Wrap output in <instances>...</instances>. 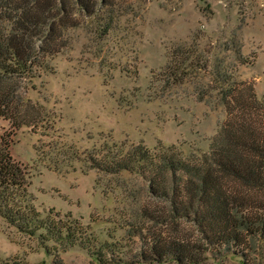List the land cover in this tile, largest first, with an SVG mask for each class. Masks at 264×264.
<instances>
[{
  "label": "rangeland",
  "instance_id": "374dc122",
  "mask_svg": "<svg viewBox=\"0 0 264 264\" xmlns=\"http://www.w3.org/2000/svg\"><path fill=\"white\" fill-rule=\"evenodd\" d=\"M114 2L106 33V10L77 15L67 47L40 59L24 97L43 106L45 121L12 130L10 145L28 172L37 210L86 226L98 242L112 241V231L122 236L124 228L116 225L145 222L148 210L166 213L169 207L146 194L136 174H106L92 167V157L138 143L150 150L172 146L184 157L208 152L226 118L218 92L210 89L217 70L251 82L264 100V0ZM192 50L209 60L208 69L172 85L163 71L170 55ZM10 130L0 120V133ZM184 226L193 240V226ZM60 257L64 264H96L78 245ZM239 262L228 256L206 264ZM0 264H52V257L0 216Z\"/></svg>",
  "mask_w": 264,
  "mask_h": 264
},
{
  "label": "trees",
  "instance_id": "16d2710c",
  "mask_svg": "<svg viewBox=\"0 0 264 264\" xmlns=\"http://www.w3.org/2000/svg\"><path fill=\"white\" fill-rule=\"evenodd\" d=\"M114 6V0H0V120L11 126L0 133L1 218L35 238L52 264H64L60 253L74 245L96 264H206L228 256L239 264H264V100L251 82L233 80L225 70L210 81L226 118L208 152L184 157L172 146L150 150L138 143L91 158L92 167L106 174L139 176L145 193L165 201L169 211L148 210L145 222L130 219L116 225L124 228L122 236L112 231V241L98 242L86 226L56 213L43 216L35 207L28 172L10 152L12 130L45 121L43 106L24 97L25 84L41 69L40 59L67 47L66 32L78 25L77 15L106 10V33ZM182 54L172 53L163 69L172 85L210 65L193 50Z\"/></svg>",
  "mask_w": 264,
  "mask_h": 264
}]
</instances>
